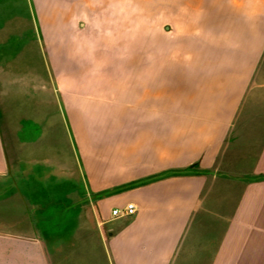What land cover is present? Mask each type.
Returning <instances> with one entry per match:
<instances>
[{"label": "crops", "instance_id": "obj_1", "mask_svg": "<svg viewBox=\"0 0 264 264\" xmlns=\"http://www.w3.org/2000/svg\"><path fill=\"white\" fill-rule=\"evenodd\" d=\"M190 1L88 153L51 73L75 0H0V264H264V0Z\"/></svg>", "mask_w": 264, "mask_h": 264}, {"label": "rangeland", "instance_id": "obj_2", "mask_svg": "<svg viewBox=\"0 0 264 264\" xmlns=\"http://www.w3.org/2000/svg\"><path fill=\"white\" fill-rule=\"evenodd\" d=\"M88 3L75 0V13H69L67 24L52 26L48 34L54 46L50 48L54 85L75 108L71 116L90 153L91 139L113 130L110 121L122 117L121 107L139 102L140 81L152 78L150 72L169 62L172 48L185 33L166 27L185 21L177 15L188 7V0H96L91 8ZM189 7H202L201 1L191 0ZM105 11L116 39L134 38L115 47L100 45L92 60L74 56L72 39H94L96 18ZM77 19H82V28L74 23Z\"/></svg>", "mask_w": 264, "mask_h": 264}, {"label": "clouds", "instance_id": "obj_3", "mask_svg": "<svg viewBox=\"0 0 264 264\" xmlns=\"http://www.w3.org/2000/svg\"><path fill=\"white\" fill-rule=\"evenodd\" d=\"M95 2L96 0H89L87 6L91 8L93 7V3ZM190 14V10H188L187 8H182L178 12V16L180 17H189ZM176 25L183 27L185 29V32L187 31L186 24L178 22ZM94 29L96 35L92 40H81L76 38L72 39V54L74 56H79L86 60H92L94 57V53L98 50V47L100 45H104L105 47H115L123 41L134 38L131 35H125L121 39H116V30L114 28L112 18L107 11L101 13L100 16L96 18ZM180 35H183V33H181Z\"/></svg>", "mask_w": 264, "mask_h": 264}, {"label": "built area", "instance_id": "obj_4", "mask_svg": "<svg viewBox=\"0 0 264 264\" xmlns=\"http://www.w3.org/2000/svg\"><path fill=\"white\" fill-rule=\"evenodd\" d=\"M122 213L125 215H134L136 213L135 205H133V204L128 205L123 212H121L120 210H115L113 212L114 216L120 215Z\"/></svg>", "mask_w": 264, "mask_h": 264}]
</instances>
